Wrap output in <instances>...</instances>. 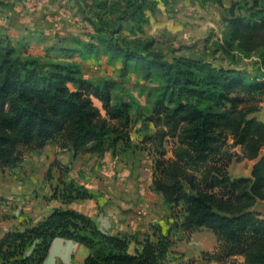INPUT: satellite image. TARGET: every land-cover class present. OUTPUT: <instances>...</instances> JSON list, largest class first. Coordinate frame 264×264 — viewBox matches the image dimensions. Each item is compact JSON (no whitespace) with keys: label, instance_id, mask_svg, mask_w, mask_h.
<instances>
[{"label":"trees","instance_id":"16d2710c","mask_svg":"<svg viewBox=\"0 0 264 264\" xmlns=\"http://www.w3.org/2000/svg\"><path fill=\"white\" fill-rule=\"evenodd\" d=\"M247 38L264 48V18ZM103 45L109 61H121L124 70L134 63L144 79H158L151 108L132 94L129 100L115 97L114 81L95 84L83 78L74 53L96 58L100 44L63 48L66 58L46 61L25 56L9 36L0 35V171L18 167L25 149H42L56 140L75 155L102 156L110 149L156 154L152 185L176 217L174 226L181 225L187 237L206 228L221 241L215 256L203 253L200 260L213 264L214 258L242 256L243 264H264V216L257 207L264 202V122L254 116L264 97V75L252 77L202 58L141 54L111 41ZM142 119L155 128L140 140L144 146L131 137ZM229 138L241 147V158L254 161L250 177L228 172L235 155L225 149ZM53 197L68 204L93 194L70 182L57 185ZM58 237L90 249L81 264H163L174 243L160 234L131 253L128 237L109 234L78 211L57 208L35 226L2 237L0 264H43Z\"/></svg>","mask_w":264,"mask_h":264},{"label":"rangeland","instance_id":"374dc122","mask_svg":"<svg viewBox=\"0 0 264 264\" xmlns=\"http://www.w3.org/2000/svg\"><path fill=\"white\" fill-rule=\"evenodd\" d=\"M263 18L264 0H0V27L15 22L19 30L12 36V43L25 56L58 61L66 58L63 48H79L83 42L100 44L102 51L96 58L84 60L74 53L83 78L95 84L114 81L119 86L115 97L123 94L129 100L128 95L132 94L147 108L152 106L151 93L158 79H144L140 67L134 63L124 70L121 61H109L104 42L118 43L141 54L160 52L168 60L175 56L202 58L218 67L238 68L252 77L263 76V45L253 46L247 41ZM96 104L101 107L98 100ZM143 120L134 125L131 135L141 146L144 135L155 131L152 124L144 125ZM49 146L54 153L60 142L53 141ZM225 149L235 154L228 166L231 176L247 177L254 163L240 157L241 147H234L231 138ZM37 150L25 149L16 171H0L1 183L2 178H7L9 184L19 180L30 183L35 172L30 175V167L39 157ZM154 156L157 155L148 157L132 149L116 158L109 153L104 158L86 154L80 158L83 165L100 168L106 177L104 181L120 174L116 178L122 183L146 184L150 188ZM56 162L69 166L53 161L51 166L38 168L37 184L31 183L35 189L26 198L33 199L45 183L51 184L52 195L57 185L68 183L71 168L62 169Z\"/></svg>","mask_w":264,"mask_h":264},{"label":"crops","instance_id":"0c3cea01","mask_svg":"<svg viewBox=\"0 0 264 264\" xmlns=\"http://www.w3.org/2000/svg\"><path fill=\"white\" fill-rule=\"evenodd\" d=\"M14 23L9 26H1L0 35H7L12 40L15 31L19 30ZM148 113L150 112L148 111ZM254 116L264 122V101L261 103L260 111ZM49 144L36 152L39 157L33 161L30 167V175L32 171H35L34 176H30L32 178L30 183L19 180L18 183L9 184L7 178H2V183L0 181V239L10 231H23L35 226L57 208H68L92 218L111 235L128 237L131 253L141 250L149 237L156 240L160 234L168 235L174 243L163 264H208L206 261L200 260L201 255L203 253L214 255L219 249L221 241L212 230L203 228L187 237L181 225L174 226L176 217L172 215L163 195L154 189L152 182L150 188L146 184L136 186L135 184L122 183L116 178L120 177V174L117 176L115 174V178H108L104 181L106 177L103 171L99 170L100 168L93 169L92 166L83 165L80 158L82 154L104 158L108 153L116 158L125 155L130 150L114 153L110 149L102 156L93 153L75 155L73 150L61 146L53 153ZM138 151L149 157L147 152ZM53 161L68 163L69 166L64 167L56 162V166H60L62 169L71 168L72 176L68 183L73 182L77 186H84L93 194V197L76 199L65 204L60 198L53 197L49 191L51 184L45 183L43 189H37L40 191L36 195L37 197L33 195L35 196L33 199L26 198L25 195L28 196L35 189L31 183L37 184V169L46 164L49 166ZM250 161L254 163L253 160ZM16 168L11 169V172L16 171ZM251 169L246 174L247 177L251 176ZM60 177L59 175L58 179ZM6 196L9 200L3 201L2 197ZM257 207L264 216V202H259ZM89 254L90 249L84 244L73 239L58 237L54 239L43 264H81ZM232 260L236 261V264L244 262L242 256H236L226 261L214 258L213 264H232Z\"/></svg>","mask_w":264,"mask_h":264}]
</instances>
